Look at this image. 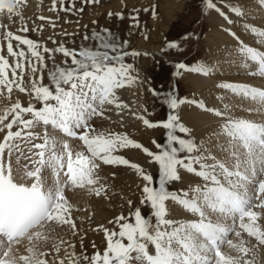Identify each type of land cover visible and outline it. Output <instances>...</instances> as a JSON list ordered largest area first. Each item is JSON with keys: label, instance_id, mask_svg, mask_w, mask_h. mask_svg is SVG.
I'll return each mask as SVG.
<instances>
[{"label": "snow or ice", "instance_id": "obj_1", "mask_svg": "<svg viewBox=\"0 0 264 264\" xmlns=\"http://www.w3.org/2000/svg\"><path fill=\"white\" fill-rule=\"evenodd\" d=\"M85 2L99 3V0ZM202 2L207 10H215L232 23L214 0ZM219 2L224 3V0ZM23 3L24 0H0V13L8 14L9 19L13 14L20 16L23 23L20 12ZM261 3L264 4V0ZM226 6L237 17L245 16L240 7ZM108 15L111 17L113 13ZM116 15L123 18L120 13ZM152 15H156L155 6ZM244 27L250 35L259 38L258 43L264 45V30L247 23ZM20 30L28 31L26 26ZM4 35L8 41L7 53L15 63L11 65L9 59L0 55V87L6 88L9 94L14 85L20 92L29 91L23 86L24 61L27 60L32 74L31 94L41 106L37 108L31 103L22 106L16 102L0 115V133H4L0 139V264H47L43 259L46 253L39 251L41 242L49 240L46 230L54 231L53 224L76 228L65 189H87L98 197L106 193V186L100 184L95 172L99 168L97 161L134 169L144 182L141 204L149 212L145 214L136 208L128 217L120 215L114 222L109 221L115 223L119 231L100 226L107 239L103 253L78 257L65 249L67 264H80L81 259L87 264H241V261L252 264L251 260L244 259L250 249L244 247L243 242L233 243L228 237L230 233L239 237V228L264 245V230L257 223L259 213L253 211V208H264V122L232 115L233 105L223 103L227 98L223 94L217 96V100L222 102L221 109L207 107L203 100L178 98L174 91L161 94L152 89L154 95H162L163 103L172 110L165 120L156 123L143 116L137 117L148 128L166 130L163 143L153 141L159 150L153 152L126 134L98 131L90 123L94 117L103 115L108 105L127 107L118 102L116 90L138 79L131 74L133 65L126 63L125 58L140 55L139 52L125 51L127 41L121 42L111 30L101 28L83 36V41L89 42L87 45L81 43L79 48L72 49L60 45L54 50L43 47L41 51V46L31 39L14 35L11 31ZM231 35L236 36L234 32ZM188 38L185 36L183 39ZM236 38L239 41V37ZM13 40L27 46L32 59H28L22 48L14 51ZM179 47L176 42L167 44L169 49ZM53 51L63 55L62 64L53 59ZM43 53L49 54L51 68L45 64ZM234 54L249 69L248 74L264 78V51L239 41ZM250 65H254V69ZM45 68L48 69L47 85L43 83ZM176 68L205 77L219 70L217 64L204 62L191 66L179 63ZM17 70L21 73L19 77ZM38 72L39 76L36 75ZM217 87L239 98L241 104L247 102L251 105L244 109L246 112L264 113V89L236 82H221ZM186 104L214 114L222 122L209 136L197 142L190 136V129L175 114V110ZM26 115L31 118H25ZM9 116L10 122L5 123ZM14 126L17 128L15 131ZM38 126H43V136L31 131ZM49 127L52 133L78 138L88 155L82 151L73 153L67 140L58 139L49 132ZM18 139L30 144L27 156L16 143ZM37 139L43 142L32 143ZM129 147L142 149L151 158L149 162L158 165V179L154 180L153 175L140 165L113 155L118 149ZM17 152L20 155L16 156V164L20 163L21 156L31 164V168L28 164L23 166L22 174L21 169L14 171L13 167L12 157ZM179 169L200 178L202 183L189 185L187 189L171 190L169 185L181 180ZM168 201L182 206L197 218H168ZM128 204L131 206L132 201L129 200ZM65 243L63 239L59 244L54 242L55 251L59 253L60 244ZM25 245L27 255L20 253ZM224 245L242 255H228L221 250ZM59 264L66 262L61 259Z\"/></svg>", "mask_w": 264, "mask_h": 264}, {"label": "rangeland", "instance_id": "obj_2", "mask_svg": "<svg viewBox=\"0 0 264 264\" xmlns=\"http://www.w3.org/2000/svg\"><path fill=\"white\" fill-rule=\"evenodd\" d=\"M45 1L48 0H38L34 10H30L28 8L29 0H24V3L20 6L23 22L26 21V17L34 18L35 11H39L41 7H44ZM25 6L27 7L24 8ZM153 6H155L156 11L155 17L152 15ZM201 6L202 2H197V0H141L135 3L133 7H126L125 9L116 2L109 3L106 0H99V3H88L85 0H68L64 5H58L57 8L52 9L50 12L51 21L39 25L37 30H31L30 37L41 46V51L43 47L56 49L60 45L72 49L79 48L81 43L85 45L89 43L83 41V36L86 33L90 35L93 30L99 31L101 28L111 30L121 42L127 41L125 51L140 53L139 56L130 55L125 58L126 63L133 65L132 73L138 77V83L130 91H126L127 86L123 87L120 93L125 98L130 99L128 105L132 108H138V113L144 111L140 104L145 103L154 114L153 118L162 119L168 114L169 108L163 103L162 95H154L152 89L161 94L174 91L178 98L192 96L194 94L192 91H199L197 87L187 82L186 77L190 73L184 74L182 79H177L175 69L178 70L176 65L182 62L191 63L197 59L207 60L210 58L208 51L211 52L209 49L210 44H214L215 30L207 18L203 19L206 15H202ZM81 8L83 11H80ZM145 8L148 11H144ZM109 12L113 13L111 17L108 15ZM117 13L122 14L123 18L117 16ZM17 18L9 23L16 22L20 25L22 23L21 17L18 16ZM5 22V13H0V31L4 30ZM185 36L189 38L184 40ZM195 38H198V40H195ZM172 40H178L176 43L180 47L176 49L167 48V44ZM144 53H147V55ZM217 53H220V51L217 50ZM43 55L44 57L49 56L48 53H43ZM29 57H31L30 53ZM57 58L62 61L65 59L61 53L57 54ZM53 59L57 60L55 57ZM51 62L52 60L49 59L48 65ZM51 67L52 65L49 68ZM47 71L46 68L44 71L45 77H47ZM46 83H49V81H46ZM20 95V91L14 85L8 99L20 103ZM118 102H120V99ZM119 109L115 105L108 106L103 115L97 119H92L94 121L91 124L98 131L120 134H126L123 130L127 128L136 134L139 140H148L151 135L159 137L161 134L164 136L163 139H166L165 129L158 128L157 131L148 128L143 129L140 123L141 120L137 118L139 116L130 115L124 112L123 109ZM119 111L127 116L125 121L129 124L118 119ZM179 112L181 115V111ZM132 119H136L137 122ZM160 137L162 138V136ZM124 149L127 150L125 153L135 158L136 161L139 162L142 158L135 148ZM97 175L100 178V184L105 185L108 181L111 185L110 200L104 199L103 194L98 197L87 190L68 194L69 204L72 205L70 209L71 219L76 222V228L73 230L69 225L59 227L70 228L68 236L63 239L67 243L63 245L75 246L81 244V257L84 255L91 257L95 254L85 249L83 241H89L87 247L94 249L95 240L102 245L106 244V236L104 230L100 232L99 236L93 231L94 234H90L89 239L84 240L81 237L82 240H77L78 228H94L93 225H99L103 222L109 223L116 214L120 216L123 205L126 202L128 203V198L131 194L137 192V186L141 184V181L128 169L119 168V165H103L102 171ZM168 203L169 208H171L170 201ZM134 205H136V200ZM79 212L84 213V224H81L78 220ZM107 229L119 231V228ZM93 242L94 244H92ZM105 249L106 247H103L98 252L102 254Z\"/></svg>", "mask_w": 264, "mask_h": 264}, {"label": "bare ground", "instance_id": "obj_3", "mask_svg": "<svg viewBox=\"0 0 264 264\" xmlns=\"http://www.w3.org/2000/svg\"><path fill=\"white\" fill-rule=\"evenodd\" d=\"M241 3V10L245 13V16L243 18L237 17L234 13L230 12L228 9L229 7L226 5L233 6L232 2H229L225 5V8H222L221 10L224 11L229 19L232 21V23H228L227 20H225L222 16L219 15L215 10H210L208 12L207 19L214 27V35L213 37V43L210 44L209 49L211 52L217 53V50L222 46L223 48V55L217 58V55L214 53H209V57L213 60V62H222L219 65V70L216 74L210 75L208 77H205L200 74H194L190 73L186 78L188 79L187 82L193 84L195 87L199 89L200 92L203 94L206 93V97H211V94L209 92L213 90H217V94H223L225 97H227L223 103H229L233 105L232 108V115L236 117H244L253 121H256L258 118L255 115V112L249 113L246 112L244 109L248 108L245 103L241 104V101L239 98L232 96L228 92H223L221 89L217 87V84L221 82H236V83H245V82H251V79L248 77L247 71L249 69H246L243 64L240 62V57L234 54V50L238 48L239 41L236 37L241 38L242 40H245L246 42L253 44V45H259L258 43V37H255L254 35H250L248 31H246L244 24L247 23L253 27H257L259 30H264V4L261 3V0H237ZM38 0H29L28 2V8L30 10H34V8L37 6ZM230 32H234L236 36L230 34ZM213 46V47H212ZM253 65H250V68H252ZM6 89V88H5ZM9 93L6 89L5 96L2 98L3 101H1L0 98V115H3L6 109L11 108V106L14 104L12 100H9ZM7 101V102H5ZM210 105V107L214 108H221L222 109V102L219 100H212L210 99L209 102H206ZM111 107L112 105H108ZM105 108V111L107 107ZM189 105H182L181 106V116H182V123H184L186 126H189L190 134L194 135V138L197 142H199L202 138H205L209 136V134L218 127V125L222 122L220 118L216 117L214 114L205 113L202 110L199 109H190L187 108ZM120 112V111H119ZM127 116L120 112L118 114V119L122 121V119H126ZM7 123V122H6ZM7 131V130H6ZM132 154V153H130ZM180 175H181V182L182 183H192V185H196L199 183H202L200 178L193 176L192 174L187 173L183 169H179ZM135 185V183H134ZM168 210H169V217L171 219H180L181 216L184 214L179 212L176 208V206L170 201L167 202ZM86 213V212H85ZM80 216L78 217V220L81 224H84L85 219L81 212H79ZM99 220V219H98ZM261 228L264 230V219H261L259 222ZM54 231H47L46 234L49 236V240L46 242H41L39 245V251H43L46 253V255L43 257L47 261V264H59V261L61 259H64L67 264V257L65 255V249H67L68 252H74L78 257H81L80 249L81 244H77L74 247H69L68 245L60 244L61 251L57 253L53 247V243H60L61 239H64L68 236L70 228H53ZM93 229L94 228H78V235L77 240L83 239H89V235H93ZM241 233V232H240ZM232 234V241L233 243L240 244L243 242V246L250 249L247 256L244 257V259H248L252 261V264H264V245L256 244L255 238L248 237L241 233L239 237L235 235V233ZM82 237V238H81ZM125 242H127L125 240ZM152 248V246L150 245ZM154 250V249H153ZM21 251L28 254L26 252V245L21 247ZM224 252L231 256H240L241 253H238L236 250L231 249L229 246H226L224 248ZM82 259L80 260V262ZM241 264H243V261H241Z\"/></svg>", "mask_w": 264, "mask_h": 264}]
</instances>
